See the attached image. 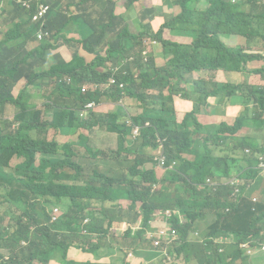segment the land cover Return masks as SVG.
<instances>
[{
	"label": "trees",
	"instance_id": "trees-1",
	"mask_svg": "<svg viewBox=\"0 0 264 264\" xmlns=\"http://www.w3.org/2000/svg\"><path fill=\"white\" fill-rule=\"evenodd\" d=\"M3 1L0 0V10L6 18L8 32L0 41V219L20 212L27 219L14 230L5 222L0 225V264H48L52 259L60 264H95L69 261V248L76 246L91 253L109 249L93 239L101 225V213L96 208L99 206L109 216V222L130 220L131 215L122 213L117 202L132 200L129 208L132 211L137 198L150 195V188L140 189L143 175L139 168L152 177L153 170L143 169L151 160L147 149L160 147L165 157L163 179L172 193L182 192L179 187L184 186V196L172 202L167 196L165 202L163 194L151 193V203L143 206L144 212L147 209L172 211L162 216L160 228H145L137 239L129 240V246L124 245L117 251L122 257L128 251L135 257L152 251L172 256L181 239L186 258L198 264H252L255 248L264 242V202L257 201L264 196V139L253 140L251 147L237 136L248 125L247 117L240 116L232 126L223 121L216 138L226 147V157L215 170L204 142H199L194 135L206 132L197 118L209 98L218 99L226 108V98L242 94L247 98L244 102L247 112L250 105L255 106L253 122L264 123V88L247 87L258 75L264 79V68L249 64L262 63L264 57L246 55L239 47L228 48L220 39L225 35H240L247 44L264 46V0H166L179 7V12L162 15L163 28L149 36L135 35L130 29L109 36L116 21L111 0H74L68 5H62L60 0H42L50 5L42 30L55 36L63 32L68 41H74L71 37L79 35L78 43L83 50L95 56L88 66L77 53L69 63L55 56L50 58L52 64L44 73L40 67L46 64L55 47L48 40H42L33 49L26 50L29 43L36 41L39 29V24L32 23L36 1L11 0L14 16L2 7ZM134 1L126 0L127 4ZM105 20L108 23L103 27ZM164 28L191 36L192 44L185 46L163 40ZM145 37L161 44L162 66L155 64L152 53L142 56L136 50L137 46L144 48ZM120 62L125 65L116 78L125 84L123 91L115 87L103 94L81 93L80 86L84 83H105L111 76L107 64ZM144 65L154 68L152 77L142 78ZM98 68L103 70L97 72ZM130 68L135 70L131 72ZM201 70L213 71L214 75L224 72L229 76L222 81L203 83ZM191 71H196L199 78L188 87V92L196 96L192 111L181 122L172 116L151 115V107L164 108V101L153 96L154 91L163 93L167 87L171 94L175 90L168 87L169 80H181ZM21 79L34 90L51 87L42 109L33 105V94L27 90L19 97L12 95L13 85ZM103 95L136 101L126 120L138 128L140 137H130L127 148L124 143L130 128L124 123L118 124L116 115L90 113L91 124L77 115L87 102H98ZM167 109L172 112L171 106ZM102 122L108 131L118 134L119 150L99 153L103 157H122L121 181L117 183L99 175L93 176L87 185H84L85 178L80 185H69L91 163L88 155L94 158L96 152L87 148L85 155L78 156L73 147L80 142L60 145L50 139V132L65 127L91 129ZM11 128H15L14 132ZM36 154L38 165L33 166ZM16 157H24L25 162L13 168L11 162ZM107 167L114 170L112 162ZM73 170L76 173H71ZM233 178L242 183L236 184ZM144 180L150 178L144 177ZM208 180L211 184H207ZM53 208L63 212L51 222ZM84 220H87L85 225ZM201 223L206 225L202 233ZM27 224L34 228L29 229ZM195 232L201 241L187 242L190 233ZM220 238L223 243L215 242ZM141 239L145 240L143 244L139 243ZM159 258L161 264L166 263L163 257Z\"/></svg>",
	"mask_w": 264,
	"mask_h": 264
},
{
	"label": "rangeland",
	"instance_id": "rangeland-1",
	"mask_svg": "<svg viewBox=\"0 0 264 264\" xmlns=\"http://www.w3.org/2000/svg\"><path fill=\"white\" fill-rule=\"evenodd\" d=\"M154 7L157 9L158 12H167L172 11L174 13L177 12L176 7H172L169 5H164V0H154ZM137 29L142 32V28L139 26H136ZM149 31L145 32L146 35L149 36ZM221 40L228 41L231 36H221ZM72 40H74L72 46H67L61 51L51 53L48 55L49 60H47L46 64L40 67V72L44 73L48 71L50 65L52 64V61L50 58H53L55 56H58L61 60L64 62H70L73 56V53H77L81 58L84 59L86 65L92 63L94 60L93 56H90L86 53H84L81 49V46L77 43L78 40H80L79 35H75L71 37ZM143 47L137 46L136 50L141 51L142 55H149L150 53L153 54V58L155 61V64L158 66L163 65V60L160 57V52L162 49H157L155 52H152L149 47V39L144 38L143 39ZM154 71V68L150 65H144L141 69L142 78L146 79L149 77H152V73ZM202 75V82L203 83H214L216 81H221L223 77L228 76L224 72H219L217 75H214L213 71H199ZM199 78L197 76V72L191 71L188 75L185 77H182L181 80L178 79H170L168 82V87L172 86L175 91H171L170 97L163 99V94L159 90L155 91V95L158 96L161 100L164 101V108L163 109H157L156 107H151L150 112L151 115H166V116H172L173 120L178 121V119L190 112L192 106L191 103L195 101L196 99L195 95H192V91L188 92V87L193 86L194 82L197 81ZM263 83V78H252L249 81V84L247 86H254L257 87L259 84ZM51 84V83H50ZM27 90L30 94L33 93L34 89L32 86H27L26 81L24 79H21L18 81L15 85L12 87V95L14 97H19V95L24 91ZM165 90H169V88H165ZM184 93H188L191 97V100H185L183 97ZM211 98L208 99L207 103L208 105L204 107L203 112L200 119V125L202 127H206V132H198L194 135V137L199 142H204L207 150V155L214 160V169L218 170V166L220 161L226 157V147L224 145L219 144V140L216 138L217 131L219 128V121L212 120L210 117L214 116H220L222 111H219V108L216 106H220L221 109L225 110L224 106L221 102H219L218 99H214L212 102L210 101ZM230 101L232 105L224 111L226 115H229L234 110L238 111L241 114V118H246L248 116V112L246 111L244 107V96L241 95L239 98L234 97H228L224 101ZM188 101L189 103L185 102ZM34 104L38 107H40V104L37 100V96L34 99ZM171 106L172 112H170L167 108ZM216 107V108H212ZM253 122H249L251 124ZM15 128H11L10 131L14 132ZM9 131V130H4ZM86 149L84 147L81 148L80 155L85 154ZM88 158L91 160V163H87L80 171H79V178L70 181L69 185H80L83 180L82 178H85L87 181L84 183V185H87L89 183V180L93 176H99L102 175L105 179H111L114 182L121 181V171L123 168V165L121 163L122 157L121 156H106L103 157V155L96 151V156L92 158L90 155H88ZM39 156L38 154L34 157L33 166L38 165ZM25 162L24 157H16L12 160L11 165L14 168L17 165H21ZM109 162H112V167L114 168L113 171H111L107 164ZM127 166V164L124 165V167ZM141 174L143 175L140 179L141 181V188L147 189L150 188V195L147 198H137L135 201V207L132 211H129V208L131 206L132 200H122L117 202V204L120 205L122 208V213H129L131 215L130 220H123L121 223L118 221L109 222V216L101 211V208L97 206L96 211H100L99 218L101 220L100 225V232L97 234V236L100 238L101 242L104 245L111 246L113 248L118 247L125 239H137L140 232H143L145 228H158L161 224L162 216L169 214L172 210L167 211H156L147 209L145 212L142 210L144 205H150L151 200V193H158L163 194L165 202L168 201L167 196L170 197V201H177L178 199L182 198L184 196V186H180V190L182 192L180 193H172L170 190V185L168 182H166L161 173L154 174L152 177L148 175L147 172L142 170V167L139 168ZM71 173H76V171H71ZM144 177L150 178L149 181L144 180ZM207 184H211V182L208 180L206 181ZM124 187H121L123 189ZM110 206V205H108ZM36 212V211H35ZM63 212V211H62ZM61 212V213H62ZM21 216V219L18 218V216ZM27 219V215L20 212V214L11 215L5 218L0 219V225L5 222L7 223L12 230L18 229L21 226H23V222ZM212 220V218H210ZM29 229H33L31 225L27 224ZM129 230H133L132 233H129ZM85 239V238H84ZM145 240L141 239L140 244H143ZM76 247V246H75ZM77 249H80L76 247ZM258 247H256L257 250ZM144 250V249H143ZM83 251V250H82ZM258 255H261L258 253ZM161 256V253L157 254L156 256L153 254V252H149L144 258H142V263H147L149 260L154 259L156 262H158V257ZM264 257V254H263ZM105 259L109 258H115L114 252H109L106 256H104ZM126 262L129 264H137L138 261L134 260L129 254H127ZM190 264H198L196 262L191 261Z\"/></svg>",
	"mask_w": 264,
	"mask_h": 264
},
{
	"label": "crops",
	"instance_id": "crops-1",
	"mask_svg": "<svg viewBox=\"0 0 264 264\" xmlns=\"http://www.w3.org/2000/svg\"><path fill=\"white\" fill-rule=\"evenodd\" d=\"M62 5H68V3L73 2L74 0H60ZM114 4V14L116 16V21L113 22L114 26L112 27L113 33H111L109 36L117 33L120 30L123 29H130L132 32L137 35V34H143L145 36H148L145 34V32H150V33H157L161 28L164 26V21L161 18L162 15L166 14L167 12H171L173 14H177L179 12V7L170 5L166 0H164V5H169L172 7H176L178 10L176 13L172 11H167V12H158L157 9L154 7V0H136L132 4H127L126 0H111ZM2 7L9 11L13 16H14V11L12 7L11 0H4L2 3ZM153 14H152V12ZM155 17H154V16ZM108 23V20H105L103 22V27L106 26ZM136 26H139L142 28V32H140ZM148 30V31H147ZM65 31V30H61ZM8 32L7 29V24H6V18L3 15V13L0 10V41L3 39L5 34ZM149 33V34H150ZM225 36H231V38L228 41H223L227 46L229 47H242L245 49V54L249 56H254V57H264V46H258L254 43H251L250 45H247L245 38L239 35H225ZM149 39V47L152 52H155L157 49H162V46L159 42L156 40H152L149 37H145ZM162 38L165 41H169L172 43H178L180 45H185L189 46L191 45L193 38L191 36H185L181 34L178 30H174V32H171L169 29L165 28L162 33ZM68 37H65V33L60 32L57 35L56 42L54 43L55 48L50 52L55 53L58 51H61L67 46H72L74 41H68ZM221 39V38H220ZM79 41H77L78 43ZM79 44V43H78ZM36 43H29L26 47L27 50H31L34 46H36ZM81 49L84 53L95 57L94 55H91L87 53L86 51L83 50L82 45ZM162 51L160 52V56H162ZM75 53H73L74 55ZM102 56H105L104 52H101ZM73 58V56H72ZM72 61V59H71ZM69 63V62H66ZM250 65L256 67V66H261L264 68V60L262 63H249ZM121 66L124 64H120ZM109 67V65H108ZM135 69L130 68V71L133 72ZM97 72L102 71V68H98L96 70ZM196 72V71H195ZM198 75V74H197ZM264 75V73H263ZM229 76V75H228ZM225 76V77H228ZM223 77L222 80L225 78ZM256 78H263L262 75H258ZM221 80V81H222ZM248 87V86H247ZM257 87L259 88H264V79L263 83L259 84ZM51 90V87L48 88H43L42 90H34L33 91V100L31 101L34 104V99L37 96V100L40 104V107L36 106L37 108L44 107V104L47 102L45 99V96L48 95L49 91ZM163 99H166L170 97V93L168 90L163 91ZM242 95V94H241ZM239 94H234L232 97L234 98H239L241 96ZM153 96L155 95V91L153 93ZM187 94L184 93L183 97L185 100H191L187 98ZM190 97V96H188ZM191 98V97H190ZM214 99H211L210 101L212 102ZM246 101L247 98H244ZM135 100L132 98H127V97H121V98H111L108 95H103L100 97L99 101L97 102L96 106L93 109V113L96 115H116L117 116V122L122 123L126 121V118L130 115L131 113V108L135 105ZM189 103L188 101H185ZM194 102V101H193ZM193 102L191 103V110L193 109ZM208 103H206V106ZM232 103L228 101L226 109H228ZM202 107H204L202 105ZM219 108V111H222L220 116H214L210 117L212 120L219 121L220 123H223V121H226L230 126H232L236 120L241 116V114L234 110L232 113L229 115H226L224 111L221 109L220 106H216ZM212 107V108H216ZM255 106L250 105L248 107L249 112H248V125L243 127L242 129L239 130L237 136H240L245 139V141L252 147L253 140L258 139V140H263L264 139V123L260 122H253L254 120V110ZM204 109V108H203ZM189 113V112H188ZM186 113V114H188ZM182 115L177 122H181L185 115ZM50 120H52V116L49 117ZM198 121L200 124V119L198 116ZM90 124L93 123V119H89L88 121ZM249 122H253L249 124ZM203 132V131H201ZM50 139L55 140L59 144H64V143H73L76 144V142H80V145L74 146V152L78 156L81 153V148L84 147L85 149L89 148L92 149L94 152L96 151H102V152H117L119 149V140H118V135L117 133H112L108 132L106 128L104 127V123L102 122L101 125H94L92 129H85V128H63L62 130H56L53 129L50 132ZM128 140L129 136L125 137V143H124V148L128 147ZM147 151L151 154V156L154 155V151L152 149H147ZM86 153V151H85ZM85 155V154H84ZM151 156L149 158H151ZM143 169L145 170H153L155 174H158L159 172L161 173L162 177L165 174V171L161 168H155L152 165V162L149 161L147 162ZM264 202V196L260 197L259 199L257 198V201ZM121 223L122 221H118ZM162 224V223H161ZM160 224V225H161ZM201 227H199V231L202 233L206 230V225L203 223L200 224ZM155 229V228H151ZM133 230H129V233H132ZM93 239H98L100 243L105 246L109 247V249L105 251H100L97 253H91V252H85L82 251L81 249H77L76 247H71L69 248L67 252V259L69 261L77 262V263H95V264H100V263H119L120 261H123L127 264L126 262V257L127 254H130L131 257L134 260H137V264H161L160 258L158 257V262L156 260L151 259L147 263H142V258H144L147 254H145L142 257H135L133 255L132 251H128L125 257H122V255L117 251L118 248L127 245L129 246V239H125L118 247L113 248L111 246L104 245L100 238L95 235L93 236ZM109 252H114L115 253V258H109L105 259L104 256H106ZM153 252V251H152ZM261 254V255H258ZM153 254L156 256L157 254L153 252ZM263 252H260L256 250L253 253V260L252 264H264V257H263ZM173 264H190L192 261L191 258L187 259L186 255L182 249V247H177L173 254ZM48 264H59L56 261H50Z\"/></svg>",
	"mask_w": 264,
	"mask_h": 264
},
{
	"label": "clouds",
	"instance_id": "clouds-1",
	"mask_svg": "<svg viewBox=\"0 0 264 264\" xmlns=\"http://www.w3.org/2000/svg\"><path fill=\"white\" fill-rule=\"evenodd\" d=\"M36 1V5L37 4H45V5H48L49 6V9L48 11L50 10V5L48 3H44L42 2V0H35ZM47 11V13H48ZM46 13V15H47ZM45 15V16H46ZM45 16L43 18V20L41 22H36L35 24H39V29L37 31V35H36V41L34 43L38 44L40 41L42 40H48L53 46H54V43L56 42V38H57V35L55 36L53 33H48L49 36L48 37H43L42 39H38V33L39 31H43L42 28L43 26H41V23H43L44 25V19H45ZM34 23V22H32ZM162 29V28H161ZM165 29V28H164ZM163 29V30H164ZM169 29V28H167ZM170 30V29H169ZM160 31V30H159ZM44 32V31H43ZM163 33V32H162ZM240 36V35H239ZM4 38V37H3ZM153 40V39H152ZM157 41V40H156ZM246 41V39H245ZM158 42V41H157ZM169 42V41H168ZM193 42V41H192ZM172 43V42H171ZM192 44V43H191ZM225 46H227L225 43H224ZM247 45H250V44H247ZM35 47V46H34ZM55 47V46H54ZM228 48H238V47H229L227 46ZM241 49L244 50V54H245V49L242 48V47H239ZM33 49V48H32ZM27 50V49H26ZM52 51V50H51ZM50 51V52H51ZM142 56H145V55H142ZM120 64H124L125 65V62H120ZM120 64H117V65H111L110 63L107 64V68L110 70L111 72V76L107 79V81L105 83H99V84H94V83H84L80 86L81 88V93L82 94H87V93H95V92H100V93H105V92H108L110 89H114L115 87H117L119 90L123 91L124 88H125V84L122 83V82H119L116 78L117 74L119 72H121L123 70V67L124 65H120ZM109 65V67H108ZM103 70V69H102ZM101 72V71H100ZM65 81L67 83H70V80L68 78H65ZM48 88V87H47ZM50 92V91H49ZM97 102L95 101H89L87 102L83 107L82 109H80L77 113L79 119L81 120H87L89 118V114L93 113V109L94 107L96 106ZM9 120V119H8ZM89 120V119H88ZM118 123V122H117ZM124 123L126 126H128L130 128V134L128 135L129 138L130 137H134V138H137L139 139L140 137V131L138 130V128H136L134 125H132L131 123H129L127 120L122 122ZM122 123H118V124H122ZM105 127V126H104ZM92 129V128H91ZM107 130V129H106ZM108 131V130H107ZM110 132V131H108ZM112 133H115V132H112ZM118 135V134H117ZM127 137V136H126ZM119 140V138H118ZM58 143V142H57ZM59 144V143H58ZM64 144H67V143H64ZM73 144V143H72ZM62 145V144H60ZM74 149V147H73ZM119 150V149H118ZM155 153L153 156H151V162H152V165L153 167L155 168H161L163 169L164 171L166 170L165 169V163H164V166L163 167H160L158 166L157 164V159L159 158H163L164 159V162H165V157H164V154H163V147H160V148H156V149H152ZM97 152H102V151H97ZM105 153H109V152H105ZM190 159H192L191 156H189ZM52 212V211H51ZM50 217H51V213H50ZM56 221V220H54ZM52 221V217H51V222H54ZM85 221L87 220H84L83 224L85 225ZM162 225H160L158 228H160ZM195 240H199L201 241V239L199 238V233L198 232H195V233H190L188 239H187V242H193ZM215 242H218V243H223L224 240L223 239H216ZM179 246L182 247L183 251H184V245H183V242L181 241L180 239V243H179ZM154 253L156 254H159L161 253V256L160 257H163L165 260H166V263L165 264H173V258L171 255H167L166 252H159V251H153ZM166 254V256H165ZM130 255V254H129ZM131 256V255H130ZM168 257V258H167ZM50 261H56L58 262L57 260H50ZM49 261V262H50ZM48 262V263H49ZM59 263V262H58ZM35 264H40V263H35ZM60 264V263H59Z\"/></svg>",
	"mask_w": 264,
	"mask_h": 264
},
{
	"label": "built area",
	"instance_id": "built-area-1",
	"mask_svg": "<svg viewBox=\"0 0 264 264\" xmlns=\"http://www.w3.org/2000/svg\"><path fill=\"white\" fill-rule=\"evenodd\" d=\"M36 7H37L36 15L33 17V21H32L34 23L41 22L43 20L44 16L46 15L48 9H49V6L45 5V4H37ZM41 26H43V23H41ZM48 36H49V34L46 32H43V31H39V33H38V39L39 40L42 39L43 37H48ZM164 163L165 162H164L163 158L157 159L158 166L163 167ZM233 179H234V182L236 184L242 183V181L239 179H236V178H233ZM254 201H256V199H254ZM60 215H61V212L59 211L58 208L52 209V212H51L52 221L56 220ZM86 222L87 221H85V223ZM257 250L264 253V242L260 243L258 245ZM165 256H166V254H165Z\"/></svg>",
	"mask_w": 264,
	"mask_h": 264
}]
</instances>
